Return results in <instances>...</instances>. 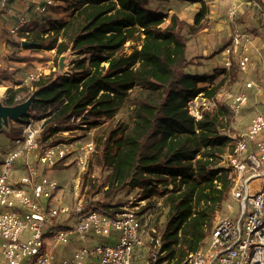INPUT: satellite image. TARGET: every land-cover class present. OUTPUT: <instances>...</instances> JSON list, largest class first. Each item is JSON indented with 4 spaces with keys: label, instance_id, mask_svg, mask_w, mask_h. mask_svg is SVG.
<instances>
[{
    "label": "trees",
    "instance_id": "16d2710c",
    "mask_svg": "<svg viewBox=\"0 0 264 264\" xmlns=\"http://www.w3.org/2000/svg\"><path fill=\"white\" fill-rule=\"evenodd\" d=\"M153 1L171 0H78L69 21L52 28L49 43L35 35L28 49L56 50L59 56L72 52L78 59L73 73H51L33 83L35 100L11 134L14 140L25 124L42 122L41 140L49 142L74 130L79 118L88 126L115 118L134 95L133 126L114 130L97 162L112 169L108 187L87 207L108 212L120 207L114 202L126 189L148 190L149 197L164 184L166 189L158 192L169 221L163 260L182 264L203 246L232 187L224 163L233 147L226 135L232 131L233 114L221 105L204 110L196 121L188 107L200 95L213 99L225 86L235 85L241 71L233 63L211 76L188 73L197 64L196 58L187 57L188 44L209 27L210 8L197 0L201 7L189 24L154 9ZM135 29L144 36L141 49L126 55L123 49ZM186 29L190 37L184 35ZM204 83L210 86L201 88ZM23 91L8 89L5 106L22 104L17 98ZM57 142L60 138L50 141ZM153 204L145 210L152 211Z\"/></svg>",
    "mask_w": 264,
    "mask_h": 264
},
{
    "label": "built area",
    "instance_id": "2783aa9c",
    "mask_svg": "<svg viewBox=\"0 0 264 264\" xmlns=\"http://www.w3.org/2000/svg\"><path fill=\"white\" fill-rule=\"evenodd\" d=\"M264 25V0H254ZM57 0H0V14H14L9 27L12 36H30L36 17L48 14ZM242 46L237 35L224 54L225 68L233 65V54ZM246 46V45H245ZM254 62L248 49L240 55L237 65L248 73ZM40 78L28 74L24 85ZM256 86L252 82L246 89ZM259 90H264L259 88ZM219 94L208 103L189 104L190 115L200 121L203 111L217 108ZM226 107L234 117L242 114L249 102L246 92L230 95ZM225 106V105H224ZM204 107V108H203ZM80 129L88 125L79 118ZM62 131L77 133L80 129ZM42 124L31 121L23 126L22 135L13 140L14 149L7 154L0 175V264H167L164 233L153 224V214L146 211V200L129 203L108 212L88 208L81 190V176L74 181L73 201L63 204L58 194L63 190L57 180L50 177L54 168L77 164L83 175L90 160L97 153L93 141L76 147L65 142L44 143ZM60 132V133H62ZM233 147L225 157L231 171L232 187L229 200L239 203V214L216 213L213 226L203 246L188 255L182 264H264V111L257 114L242 134L226 132ZM77 152L76 156L74 153ZM14 167L24 169L27 175L11 178ZM227 201V202H228ZM224 206V205H223ZM227 214V213H226ZM120 233L116 247L98 245L73 249L70 257L57 252L59 247L73 246L75 240L90 241L96 236L112 237ZM210 239V243L208 242Z\"/></svg>",
    "mask_w": 264,
    "mask_h": 264
},
{
    "label": "rangeland",
    "instance_id": "374dc122",
    "mask_svg": "<svg viewBox=\"0 0 264 264\" xmlns=\"http://www.w3.org/2000/svg\"><path fill=\"white\" fill-rule=\"evenodd\" d=\"M77 1L78 0H57L56 6L48 14L36 17L37 19L32 35L27 37L23 42H20L18 40L19 37H24L23 34L12 36L8 33L9 31L4 28V32L2 36H0V40L2 39L4 41H7V49L2 50L1 52L5 53V56H7V58L3 59L4 61L0 66V85H3L4 82H6L5 85L9 84V86H11L8 89L16 90L19 88H23L24 91L17 98L19 101L27 102L29 99L33 98L35 94V83L24 85V79L28 74L34 73L38 74L40 77H45L50 75L51 73H73V63L78 59V57L72 54V52H67L62 56H59L56 53V50H33L28 49L26 45L24 46L21 43H29L37 34L40 35V37L44 41H46V43H49V40L53 37L52 28L58 23L67 22V20L70 19L71 13ZM241 1L243 0L238 1L236 5H232L234 6L233 8H230L231 5H229L228 0L206 1L210 8L208 21L210 22L211 20H214V23L216 24L218 20H216V18H213L218 16L219 20L226 21L227 25L226 29H221L219 31L221 32L219 34L223 33L222 38H224L225 40V46L223 47V49L219 50V48H221L219 45L216 54L224 52L225 47L231 45L233 38L237 35H240L243 43L250 44V53L255 59L253 64L254 67L252 66L253 69L248 73L240 72L236 84L225 86L218 96V102L220 103L219 106H228L232 100L230 98V95L233 96L243 91L248 95L249 102L243 110L242 114L234 117L231 122V130L236 134H242L243 132H245V130L249 127L252 119L257 114L264 111V106L261 105L262 103L258 100L257 96V89H263L264 85V50L261 51L259 49L264 45V27L262 25V20L259 17L260 15L258 14L259 9L256 6L245 5L246 2L243 5L241 4ZM245 1L250 2L251 0ZM151 4L154 9L163 12L168 16H171L173 13H177L181 16V18L188 19V21L193 20L194 18L195 9L193 7L194 4H192L191 2L174 3L172 1H153ZM218 10L219 14L216 15V11ZM220 13H222L223 15H220ZM210 17L213 18L210 19ZM169 22L170 19H168L167 24H169ZM184 35L186 37H190V33L187 29L184 31ZM203 36L204 39L206 35ZM143 38L144 36L139 31V29L133 30L130 40L123 49V52H125L126 55H129L133 51L141 49ZM16 46L18 48H16ZM241 50L242 48L239 47L233 54L232 60L234 64H237L241 55ZM63 56L66 57V60L65 68L62 71L59 68V62ZM222 56L223 57L221 59V62L218 65L219 68L225 67L224 60L226 59V56L224 53ZM189 57H193L192 53ZM196 59L198 61L201 58ZM193 72L194 71H190V73ZM247 82L254 83L256 85L254 86L255 89H246ZM7 91L5 94L2 93L3 95L0 94V106H5L3 100L7 96ZM0 92H3L2 87L0 89ZM134 107L135 96L132 95L125 102L123 108L115 118L109 120H100L98 123L88 126L87 129H80V127L77 126V128L80 129L77 133L62 132L50 139L51 141L54 138H60V141L72 144L76 147L83 146L88 141H93L97 146V153L90 160L89 165L83 175L79 174L80 170L75 163L67 167H57L51 171L52 175L50 177L57 180L62 185L63 190L59 192L57 198L60 199L63 204L72 203L73 195L71 192L74 186V181L77 180L80 176L81 190L82 194L85 197V202H87L88 204L91 200H99L101 198L102 193L108 187L112 169L108 166L100 167L98 166L97 162L101 157V151L105 147V143L110 134L114 130L121 131L133 126ZM38 124L40 125L42 124V122H38ZM19 127L21 126L17 122L9 120L7 124H2V127L0 129V175L3 172L4 159L6 158L7 154H9V152L14 149L11 130L13 128L17 129ZM76 154L77 152L74 153L75 156ZM22 175H27V172L24 169L14 167L11 174L12 181H17V177ZM165 189L166 186L162 184V186L160 185L158 187L157 193L149 197L148 190L126 189L116 197L114 204L124 206L133 198L136 201L146 200V204H148L149 202L150 204L155 203L153 204L154 208L151 211L153 214V224L158 231H165L169 222L168 211L162 208L163 197L161 196V194H158V192H163ZM97 191L98 193H96ZM228 204L234 207L231 212H233L234 216H237L240 212L239 203L232 200L226 202L221 208L222 214L228 215L230 213V210L227 206ZM119 239L120 233L114 232L112 234V237L96 236L88 242L84 240H75L72 244L73 246H70L68 248L59 247L57 252L59 253L65 251L67 257H70L73 249L86 247L88 245H106L116 247L119 244ZM206 240L207 238L204 240V244ZM208 242L210 243V239H208Z\"/></svg>",
    "mask_w": 264,
    "mask_h": 264
},
{
    "label": "crops",
    "instance_id": "0c3cea01",
    "mask_svg": "<svg viewBox=\"0 0 264 264\" xmlns=\"http://www.w3.org/2000/svg\"><path fill=\"white\" fill-rule=\"evenodd\" d=\"M171 1L174 3H183L181 1H176V0H171ZM198 1H205L206 2L207 0H198ZM198 1L197 2L191 1V3L194 4L193 7L195 9L194 17L196 15V13L198 12L199 8L201 7V3ZM238 1H240V0H228L229 5H231L230 8H233L234 6H232V5H236ZM186 3H189V2H186ZM244 3H245V5L256 6L254 4L255 3L254 0H251L250 2H247L245 0L241 1V4L244 5ZM218 12H219V10L216 11V15L219 14ZM16 13H17V11L14 14L10 15L8 12L2 11V13L0 14V36H2V34L4 32V28L9 30V27L12 25V23L15 20L14 15H16ZM173 14L178 15L177 13H173ZM258 14L260 15L259 12H258ZM220 15H223V14L220 13ZM178 16L181 18L180 15H178ZM217 17L218 16H216L214 18L210 17V19L216 18V20H218L217 23L215 24L214 20H211L209 22V27L204 32H202L200 35H198L197 37L192 38L188 44V48H187L188 59L191 60L193 58H201L198 61H197V59H195V62L197 63L196 65L189 66L190 68L187 69V72L190 73V71H194L193 73H190V74L198 75V76H211V75H213L214 71L219 68L218 65L220 64L221 59L223 57L222 56L223 52L218 53L219 55L216 53H217V50L219 48V45L221 47V48H219V50L223 49V47L225 46V40H224V38H222L223 33L219 34V33H221L219 31L221 29H223V30L226 29L227 25H226V21L219 20V17L218 18ZM259 17L261 18V16H259ZM182 19H184V18H182ZM184 20H186L189 24H193L194 18H193V20H190V21H188V19H184ZM67 21H69V20H67ZM262 25H263V23H262ZM34 27H35V23H34L32 29H34ZM263 27H264V25H263ZM203 35H206V37L204 39H203V37H204ZM18 40L20 42H23L26 39H24V37L21 36L18 38ZM242 43H243V41H242ZM21 44H23L24 46L26 45V43H21ZM16 48H18V47L16 46ZM241 48H242L241 54L244 52L245 48L248 49V52L251 55L252 60L254 62L255 59L253 58L252 54L250 53V51H251L250 44L243 43ZM4 49H7V41H4L1 39L0 40V66H1V63H3V61H4L3 59L7 58V56H5V53L1 52ZM259 49L261 51L264 50V45L262 47H260ZM191 53H192L193 57H189ZM253 67L251 68V70L253 69ZM5 83L6 82H4L3 85H0V89H1V87L3 89V92H0V94H2V93L5 94L7 89L9 87H11V86H9V84L5 85ZM209 86L210 85L208 83L201 84V88H205V87H209ZM252 89H255V88H252ZM249 90H251V89H249ZM257 91H258L257 92L258 100L262 103L261 105L264 106V90L257 89ZM209 101H210V99H207L203 95H201L200 97L197 98L196 104L201 105L202 103H208ZM213 109H215V108H213ZM50 175H52V174L50 173Z\"/></svg>",
    "mask_w": 264,
    "mask_h": 264
},
{
    "label": "water",
    "instance_id": "95a60500",
    "mask_svg": "<svg viewBox=\"0 0 264 264\" xmlns=\"http://www.w3.org/2000/svg\"><path fill=\"white\" fill-rule=\"evenodd\" d=\"M65 60L66 57L63 56L59 62V68L62 71L65 68ZM34 100H35V94L33 98L29 99L27 102H24L15 107L0 106V129L2 127V124H7L9 120H12L14 122L21 121L23 117L27 114L29 109L31 108Z\"/></svg>",
    "mask_w": 264,
    "mask_h": 264
}]
</instances>
